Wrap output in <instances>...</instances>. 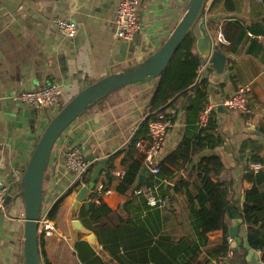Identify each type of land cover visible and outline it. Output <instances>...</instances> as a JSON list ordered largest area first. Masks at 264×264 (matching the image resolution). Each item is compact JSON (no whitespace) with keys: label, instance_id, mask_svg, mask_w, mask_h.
Returning a JSON list of instances; mask_svg holds the SVG:
<instances>
[{"label":"crops","instance_id":"0c3cea01","mask_svg":"<svg viewBox=\"0 0 264 264\" xmlns=\"http://www.w3.org/2000/svg\"><path fill=\"white\" fill-rule=\"evenodd\" d=\"M120 1L0 0V185H9L5 210L0 212V264L23 262L24 206L12 171L23 174L46 124L80 90L153 54L174 30L189 0H139L137 18L141 29L130 42L114 37V19ZM213 1L208 0V9ZM226 1L215 0L209 13L207 9L209 16H215L211 32L208 30L213 44L227 56L225 70L218 73L207 64L201 93L191 90L177 96L163 111L169 114L173 110V114L159 164L165 162L182 139L194 140L199 134L205 137L203 147L191 155L182 170L176 171L164 163L175 173L174 179L162 180L158 175L146 174V186L151 185L167 206L150 207L145 197L133 189L126 195L117 191L125 171L124 149L138 131L145 130L141 128L142 122L153 116L148 107L156 79L148 78L109 94L77 118L54 145L43 181V211L49 210L76 182L77 176L67 167L65 156L70 148H77L86 160L91 158L93 170L100 160H105L97 181L107 183V192L93 203L95 207L104 204L111 212L102 214L97 223L90 222L88 217L82 219L83 204L73 211L80 190L69 191L55 217L49 220L52 227L49 234L42 235L49 262L85 264L78 255V248H84L82 242L98 256L86 241V234L72 226L75 219L95 235L96 245L118 264L218 261L206 251L220 243L224 234L208 233L207 245H200L197 237L200 229L186 197V192L195 196L201 188L202 172L197 164L204 157L219 159L222 170L211 179L224 185L228 191L227 206L239 215L244 193L253 185L245 175L254 162L261 164L255 180L264 189V0ZM57 17L76 22L78 30L74 38L66 39L55 30L53 20ZM229 22H237L245 30L236 45L223 34ZM218 34L224 37V42L216 41ZM195 35L199 36L198 31ZM194 52L197 53L195 49ZM49 84H57L62 91L56 109L39 111L13 99L26 90ZM241 86L250 88L253 111L247 118L221 106L222 100ZM208 104L214 110L208 126L201 129L197 116ZM170 181L171 187H167ZM181 181L188 185L177 190ZM193 208L197 209L198 205ZM225 221L229 230L231 221L226 212ZM228 230L225 237L230 250L225 263L252 264L243 247L245 225L238 228L239 242L228 236ZM187 246L199 247L195 254L180 253ZM256 254L260 261V254Z\"/></svg>","mask_w":264,"mask_h":264},{"label":"trees","instance_id":"16d2710c","mask_svg":"<svg viewBox=\"0 0 264 264\" xmlns=\"http://www.w3.org/2000/svg\"><path fill=\"white\" fill-rule=\"evenodd\" d=\"M214 2L215 0L209 7L208 13ZM226 3H228V0ZM214 23V19H211L207 23L209 31ZM223 34L227 41L236 45L237 41L244 36L245 30L239 23L229 22ZM196 39L197 37L195 33L190 32L179 45L166 69L162 73L150 77L152 80L156 79L148 107L149 112L153 116H149L141 124V128L145 129L144 131L146 132L143 130L138 131L130 144L124 149L125 155L122 163L125 167V171L117 187V191L122 195H126V193L133 188L144 165V154L135 148V142L139 139H145L148 121L154 119L155 114L163 112L167 107L168 102L175 97L185 95L191 90H195L199 94L201 93L200 86L202 84L204 85V80L198 83H195V80L198 69L203 64V59L194 52ZM204 139L205 137L201 136V134H199L194 140L182 139L176 149L166 158L164 163H167L176 171L182 170L184 163L190 161L191 155L203 147L202 141H204ZM180 161L182 163L178 164ZM164 163L159 164V174H157V178L162 180L174 179L175 173L167 168ZM197 168L202 172V175H200V177H202L201 188L195 196L186 192L190 209L194 213L197 222V228L200 229L197 233V237L200 245L205 246L207 245L206 235L208 233L222 231L224 234L222 241L214 245L212 248H209L206 252L211 258H216L220 262H225V260L228 259L227 254L230 250L225 237L228 230L225 221V211L228 204V191L220 181L213 182L211 179L212 175L215 177L222 170V165L218 158L212 156L202 158L197 164ZM92 170L93 167H90L86 175L77 178L69 191L71 192L74 189L76 191L81 190V184L88 185ZM258 173H254L249 167L247 169L245 178L253 182V185L244 193L240 216L243 220V225L246 227V242L248 247L253 251L259 252L260 261L264 263V189L260 186L262 185L261 182L256 183L255 179L258 177ZM178 184L177 190H179V187L181 186L187 187L188 185L186 181H181ZM104 186L105 188H108L105 181ZM147 186H149V184ZM67 194L65 193L64 196ZM64 196L59 198L48 210L47 218L49 220H52L55 217L58 206ZM96 197L97 195L90 191L86 195L88 207L86 208V206H83L80 212V217L82 219L88 217L90 222L93 223H97L99 219H101L100 217L102 214L106 215L111 212L104 204L95 207L93 201ZM195 204L198 205L197 209L193 208V205ZM43 209L44 207L42 204L40 216L43 214ZM42 235L43 234L38 232V246L43 258V264H52L46 259ZM80 245L84 248H78V255L85 264H105L95 255V252L85 242L80 243ZM198 247L199 246H187L186 248H182L180 253L195 254ZM172 264H177V262H172ZM181 264L189 263L182 262Z\"/></svg>","mask_w":264,"mask_h":264},{"label":"water","instance_id":"95a60500","mask_svg":"<svg viewBox=\"0 0 264 264\" xmlns=\"http://www.w3.org/2000/svg\"><path fill=\"white\" fill-rule=\"evenodd\" d=\"M207 4L208 0H189L176 27L153 54L128 68L104 76L86 86L65 103L46 124L19 183L20 196L24 206L22 264H43L38 246V220L42 211L44 176L54 145L77 118L112 92L125 86L143 82L151 76L162 73L169 65L181 42L190 32L195 33L198 31L199 33L195 43L197 54L202 59H206L218 73L225 70L227 56L218 52L207 29V23L215 18V16L207 14ZM89 160L86 161L89 162ZM104 165L105 160H100L92 171L89 184L79 191L73 205L74 213L80 204L88 207L86 195L93 190ZM149 173V169L143 165L132 189L144 188L146 186V174ZM105 176L108 177V174H105ZM180 177L182 176H178V178ZM171 183L172 181L167 183L166 186L171 187ZM225 212L228 220L231 221L228 236L234 239V242H239L238 228L243 224V220L231 206H227ZM72 226L86 234V241L95 248L98 256L109 264H118L96 245L95 235L88 233L79 220H73ZM242 241L243 247L248 251V260L252 264H264L259 261L256 252L248 247L246 234L243 235ZM234 242L231 247H234Z\"/></svg>","mask_w":264,"mask_h":264},{"label":"built area","instance_id":"2783aa9c","mask_svg":"<svg viewBox=\"0 0 264 264\" xmlns=\"http://www.w3.org/2000/svg\"><path fill=\"white\" fill-rule=\"evenodd\" d=\"M138 7L139 0H121L117 6L116 15L114 19V37L117 40L130 42L140 32L141 26L138 22ZM53 27L64 38L72 39L77 34L76 22L57 17L53 20ZM216 41L218 43L224 42V37L221 34L217 35ZM206 62V61H205ZM208 61L202 64L197 73L195 83L201 82L202 74L207 66ZM62 95L60 86L57 84H49L40 89L26 90L13 99L22 102L24 105L37 109L39 111L46 109H56L59 104V98ZM250 88L248 86H241L229 97L224 98L221 106L231 112H236L243 117H250L252 108L250 107ZM214 107L211 104L206 105L197 116V125L204 129L208 126L209 120L212 116ZM173 110L166 112H159L155 114V118L150 120L147 124V133L145 139H139L135 142V148L144 154V166L149 169L151 174H159L158 158L162 148V144L166 134L172 126L171 115ZM0 147L2 141L0 137ZM66 165L80 178L87 174L90 168V162L86 161L83 155L77 148H70L65 156ZM250 169L254 173H258L261 169L260 162H254L250 165ZM13 177L15 182L20 183L22 174L17 170H13ZM87 185L81 184V188ZM99 200V196L107 192L103 182L97 181L92 190ZM135 193L145 197L147 205L156 208H165L167 202L165 199L157 195L154 188L146 186L135 190ZM9 196V185H0V212L5 210L6 200ZM48 210L43 211V214L38 220V232L44 235L49 234L52 229L49 219L47 218ZM260 254L259 252H257ZM210 264H228L220 261H212Z\"/></svg>","mask_w":264,"mask_h":264}]
</instances>
